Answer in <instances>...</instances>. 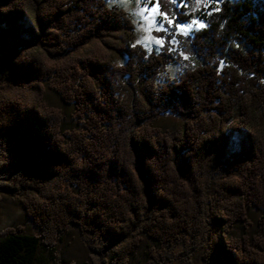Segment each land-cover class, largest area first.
<instances>
[{
	"label": "trees",
	"instance_id": "trees-1",
	"mask_svg": "<svg viewBox=\"0 0 264 264\" xmlns=\"http://www.w3.org/2000/svg\"><path fill=\"white\" fill-rule=\"evenodd\" d=\"M219 1L188 37L195 66L158 89L151 77L170 63L164 52L145 61L139 47L112 45L128 57L123 69L110 68L106 55L67 59L91 40L132 30L100 0H0V178L9 192L31 195L22 202L41 229L0 232V264H34L70 228L89 242V264H128L145 238L158 248L144 264H264V86L256 83L264 0ZM192 3L177 0L175 23L201 16ZM42 83L74 106L81 129L63 130ZM167 108L181 120L171 132L152 124ZM239 224L235 244L218 241Z\"/></svg>",
	"mask_w": 264,
	"mask_h": 264
},
{
	"label": "rangeland",
	"instance_id": "rangeland-1",
	"mask_svg": "<svg viewBox=\"0 0 264 264\" xmlns=\"http://www.w3.org/2000/svg\"><path fill=\"white\" fill-rule=\"evenodd\" d=\"M150 7L155 6L157 12L153 14L157 24L162 22L164 31H152V35L158 40L163 39L164 43H152L151 48L154 53H166L170 56V63L175 64L177 61L173 59L180 51H189L188 37H192L193 33L202 29L197 28L193 25L194 21H201L205 25L202 15H208L213 12L219 5V0H203L201 4V16L193 19L190 23H183L184 27L176 26L172 15L175 8H179L180 5L171 4L170 0H148ZM174 5V6H173ZM169 7L171 8V14L169 13ZM4 7H0V11L4 10ZM159 13L166 14L169 18L173 19V24L170 26L166 20L162 19ZM180 29H185L186 34L181 35ZM116 38V39H115ZM133 39L132 30L124 31L117 34L115 37H105L101 39H94L89 41L87 44L82 46L77 51H70L67 53V59L71 60V63L78 65L79 61H85L87 59H98L101 55H106L108 60L112 63L118 57H123L118 51L110 49L113 45L115 48H122L129 46ZM169 48L174 49L172 53L167 50ZM33 58H39L46 62H53L52 56H49L48 52L42 49H29ZM51 58V59H49ZM49 60V61H47ZM126 63V60H125ZM178 78V77H177ZM39 87V84L35 81L33 84ZM42 100L48 107L56 108L61 112L63 117V130L69 131L71 129H81L82 125L79 120L75 117V109L72 104H67L62 100L61 94L55 89L47 86L46 83H42ZM153 125L158 127L163 132L174 131L180 124L181 120L177 116H160L157 120L152 122ZM26 192V191H25ZM15 193L17 195H15ZM9 192L7 190L6 179L0 178V232L8 231L10 229H19L24 234H36L40 235L41 229L37 226L33 219L28 216L26 209L23 205V198L26 195L31 196L29 193L23 194L21 192ZM25 195V196H24ZM28 201L30 198H27ZM258 214L254 209H249V231L254 233L256 231V222ZM243 233V227L239 224L234 230L232 235L229 237L224 230H220L217 234L218 241L221 243L231 242L235 244ZM89 242L82 241L76 231L70 228L67 232L60 235L57 245L53 250H46L40 248L37 253V260L34 264H89L91 252L88 249ZM158 248L155 242L145 238L140 249L130 258L128 264H144L147 260L148 253L152 249ZM176 264H197L195 262L186 260L180 261Z\"/></svg>",
	"mask_w": 264,
	"mask_h": 264
},
{
	"label": "clouds",
	"instance_id": "clouds-1",
	"mask_svg": "<svg viewBox=\"0 0 264 264\" xmlns=\"http://www.w3.org/2000/svg\"><path fill=\"white\" fill-rule=\"evenodd\" d=\"M170 2L175 4L176 0H170ZM231 2L234 3L235 0H231ZM100 3L104 10L109 12L115 10V12L119 13V19L131 24L133 39L129 47L133 49L139 47L144 50L147 54L143 56V59L147 61L152 53L151 44L159 43V40L152 35L154 30L153 13L150 11L151 7L148 0H100ZM201 4L202 0H193L190 11H197ZM168 10L171 14L170 7ZM208 14L211 15V13ZM226 23V20L220 22L218 33L223 30ZM186 31L185 29H180V34L185 35ZM231 44L237 48L240 47L236 40H232ZM167 51L172 53L174 49L169 48ZM126 59H128L127 56L118 57L112 61L109 67L112 69H123ZM173 59L177 61L175 64L165 63L155 70L154 75L151 77L154 88L162 89L167 84L178 85L181 80L177 77H184L186 72L192 70L196 63L195 55L190 51H180L176 56H173ZM215 60H219L220 63L223 62L218 56L214 57ZM254 75V73H249L247 78L252 79ZM115 82L118 85H123L126 82V78H121L117 75ZM256 83L264 86V76L258 77ZM162 115L165 117L175 116V113L170 108H167L162 110Z\"/></svg>",
	"mask_w": 264,
	"mask_h": 264
},
{
	"label": "snow or ice",
	"instance_id": "snow-or-ice-1",
	"mask_svg": "<svg viewBox=\"0 0 264 264\" xmlns=\"http://www.w3.org/2000/svg\"><path fill=\"white\" fill-rule=\"evenodd\" d=\"M176 3H177V0H176ZM185 6H186V5H185ZM150 11L154 14V13L157 12V9H156L155 6H153V7H151ZM159 15H161V16H162V19H163V20H166L167 23H168L170 26L173 24V19L169 18L166 14H164V13H159ZM152 19H153V24H154V30H155V31L159 32V31H164V30H165V29L163 28V24H162V22H161L160 24H157V22H156L155 19H154V16L152 17ZM193 25H194L195 27H197V28H204V27H205V25H204L201 21H199V20L194 21V22H193ZM176 26L181 27V28L184 27L183 25H179V24H176ZM159 43H160L161 45H163V43H164L163 39H160V40H159ZM222 63H223V62H221V64H222Z\"/></svg>",
	"mask_w": 264,
	"mask_h": 264
}]
</instances>
